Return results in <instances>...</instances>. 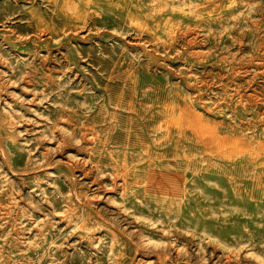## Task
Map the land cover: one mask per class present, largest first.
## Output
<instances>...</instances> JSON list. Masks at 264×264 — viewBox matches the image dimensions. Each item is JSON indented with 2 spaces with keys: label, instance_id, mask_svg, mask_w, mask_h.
<instances>
[{
  "label": "rangeland",
  "instance_id": "obj_1",
  "mask_svg": "<svg viewBox=\"0 0 264 264\" xmlns=\"http://www.w3.org/2000/svg\"><path fill=\"white\" fill-rule=\"evenodd\" d=\"M0 264H264V0H0Z\"/></svg>",
  "mask_w": 264,
  "mask_h": 264
}]
</instances>
